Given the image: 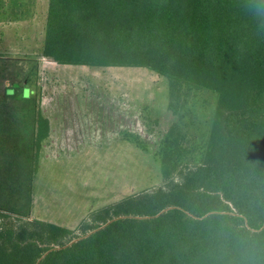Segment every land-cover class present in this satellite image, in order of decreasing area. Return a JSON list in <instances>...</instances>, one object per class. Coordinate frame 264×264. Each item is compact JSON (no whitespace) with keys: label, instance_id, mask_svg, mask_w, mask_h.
I'll return each instance as SVG.
<instances>
[{"label":"trees","instance_id":"1","mask_svg":"<svg viewBox=\"0 0 264 264\" xmlns=\"http://www.w3.org/2000/svg\"><path fill=\"white\" fill-rule=\"evenodd\" d=\"M27 1L0 0V19ZM44 23V62L147 67L169 105L145 124L88 83L42 86L35 167L114 136L158 157L163 183L90 213L81 235L0 210V264H264V0H49ZM193 90L214 100L200 142Z\"/></svg>","mask_w":264,"mask_h":264},{"label":"rangeland","instance_id":"2","mask_svg":"<svg viewBox=\"0 0 264 264\" xmlns=\"http://www.w3.org/2000/svg\"><path fill=\"white\" fill-rule=\"evenodd\" d=\"M32 1L37 4L20 26H11L7 17L0 19V210L53 222L81 235L77 227L90 213L161 185V160L110 136L35 167L36 99L48 97L42 86L49 84L50 93L55 85L88 83L120 111L156 124L169 105V81L147 67L44 62L40 52L49 0ZM213 101L210 93L199 90L188 98L185 120L193 123L199 142L207 132Z\"/></svg>","mask_w":264,"mask_h":264},{"label":"crops","instance_id":"3","mask_svg":"<svg viewBox=\"0 0 264 264\" xmlns=\"http://www.w3.org/2000/svg\"><path fill=\"white\" fill-rule=\"evenodd\" d=\"M6 1H8V0H6ZM18 2L20 3V2H22V0H18ZM24 2H25V0H24ZM35 4H37V1H35ZM23 21H24V19H22V18H12V20H10L9 23L11 26H20L23 23Z\"/></svg>","mask_w":264,"mask_h":264}]
</instances>
